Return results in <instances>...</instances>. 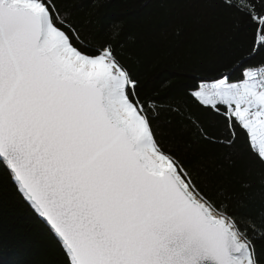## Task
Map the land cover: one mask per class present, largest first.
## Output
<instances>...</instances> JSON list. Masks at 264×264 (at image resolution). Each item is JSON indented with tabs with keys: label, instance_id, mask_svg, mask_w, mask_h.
<instances>
[{
	"label": "snow or ice",
	"instance_id": "1",
	"mask_svg": "<svg viewBox=\"0 0 264 264\" xmlns=\"http://www.w3.org/2000/svg\"><path fill=\"white\" fill-rule=\"evenodd\" d=\"M253 30L246 56L190 96L264 164V0H223ZM235 73L239 78L232 79ZM158 105L111 45L93 46L57 0H0V167L65 264H264L250 218L229 212L165 151Z\"/></svg>",
	"mask_w": 264,
	"mask_h": 264
},
{
	"label": "trees",
	"instance_id": "2",
	"mask_svg": "<svg viewBox=\"0 0 264 264\" xmlns=\"http://www.w3.org/2000/svg\"><path fill=\"white\" fill-rule=\"evenodd\" d=\"M59 10L93 46L111 45L139 82L142 98L158 105L153 127L198 185L229 212L264 229V164L247 137L231 147L223 120L190 91L246 56L253 30L223 0H57ZM257 56L251 63H257ZM239 78V73L232 76ZM264 261V237L255 241ZM0 264H65L56 238L0 167Z\"/></svg>",
	"mask_w": 264,
	"mask_h": 264
},
{
	"label": "water",
	"instance_id": "3",
	"mask_svg": "<svg viewBox=\"0 0 264 264\" xmlns=\"http://www.w3.org/2000/svg\"><path fill=\"white\" fill-rule=\"evenodd\" d=\"M13 181V180H12ZM14 182V181H13ZM15 184V183H14ZM16 186V185H15ZM17 187V186H16ZM28 204V203H27ZM29 205V204H28ZM30 206V205H29ZM31 208V207H30ZM32 209V208H31ZM33 210V209H32ZM34 212V210H33ZM35 213V212H34ZM37 215V214H36ZM37 217L44 223V221L37 215ZM45 224V223H44ZM46 225V224H45ZM47 226V225H46Z\"/></svg>",
	"mask_w": 264,
	"mask_h": 264
}]
</instances>
